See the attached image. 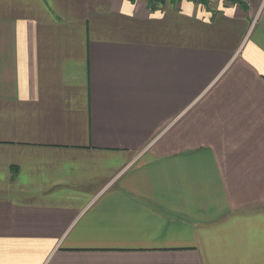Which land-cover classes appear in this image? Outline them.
I'll use <instances>...</instances> for the list:
<instances>
[{"label":"crops","instance_id":"crops-1","mask_svg":"<svg viewBox=\"0 0 264 264\" xmlns=\"http://www.w3.org/2000/svg\"><path fill=\"white\" fill-rule=\"evenodd\" d=\"M148 1L0 0V264H264V0Z\"/></svg>","mask_w":264,"mask_h":264},{"label":"trees","instance_id":"trees-1","mask_svg":"<svg viewBox=\"0 0 264 264\" xmlns=\"http://www.w3.org/2000/svg\"><path fill=\"white\" fill-rule=\"evenodd\" d=\"M165 1L166 0H161V1H158V0H150V1H148L149 2V4L151 5V6H156V5H159V4H162V3H165ZM190 1H192V0H190ZM193 1H195V2H198L199 4H205V5H208V2L209 1H207V0H193Z\"/></svg>","mask_w":264,"mask_h":264},{"label":"rangeland","instance_id":"rangeland-1","mask_svg":"<svg viewBox=\"0 0 264 264\" xmlns=\"http://www.w3.org/2000/svg\"><path fill=\"white\" fill-rule=\"evenodd\" d=\"M150 1V0H149ZM158 1H161V0H158ZM167 1V0H166ZM173 1V0H172ZM207 1H209V3H212V4H214V3H216V1L217 0H207Z\"/></svg>","mask_w":264,"mask_h":264},{"label":"built area","instance_id":"built-area-1","mask_svg":"<svg viewBox=\"0 0 264 264\" xmlns=\"http://www.w3.org/2000/svg\"><path fill=\"white\" fill-rule=\"evenodd\" d=\"M254 23H255V21H254Z\"/></svg>","mask_w":264,"mask_h":264}]
</instances>
